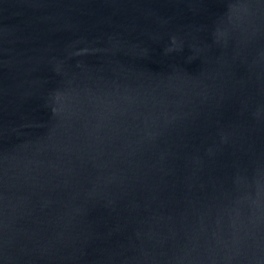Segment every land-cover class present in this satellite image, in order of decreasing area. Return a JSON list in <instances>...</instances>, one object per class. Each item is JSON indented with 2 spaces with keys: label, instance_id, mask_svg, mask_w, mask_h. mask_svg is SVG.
Wrapping results in <instances>:
<instances>
[{
  "label": "water",
  "instance_id": "95a60500",
  "mask_svg": "<svg viewBox=\"0 0 264 264\" xmlns=\"http://www.w3.org/2000/svg\"><path fill=\"white\" fill-rule=\"evenodd\" d=\"M0 264H264V0H0Z\"/></svg>",
  "mask_w": 264,
  "mask_h": 264
}]
</instances>
